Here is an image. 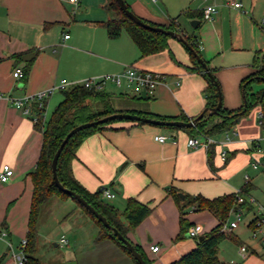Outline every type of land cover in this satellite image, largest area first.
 I'll use <instances>...</instances> for the list:
<instances>
[{
  "label": "crops",
  "instance_id": "crops-1",
  "mask_svg": "<svg viewBox=\"0 0 264 264\" xmlns=\"http://www.w3.org/2000/svg\"><path fill=\"white\" fill-rule=\"evenodd\" d=\"M107 1L0 0V92L34 94L59 85L63 79L82 81L137 65L163 72L167 78L152 97L108 83L100 92L110 95L116 109L129 113L146 110L150 118L164 120L198 117L208 106V80L191 69L193 61L182 43L171 38L169 49L142 56L126 31L118 38L109 37L105 27L111 18ZM125 1L136 15L151 23L170 25L176 21L185 35L196 34L220 83L222 107L229 111L242 107L241 83L255 72L257 61L264 56V0ZM228 1H241L243 6L234 8ZM210 5L217 6L218 13L206 20L203 11ZM187 10L195 16H187ZM193 19L201 20L196 28L191 25ZM17 68L23 70V77L13 75ZM56 92L46 102L43 126L64 99ZM91 102L95 108L103 106L100 100ZM260 117L257 106L229 130L200 134L215 141L209 149L189 146L188 139L195 133L185 128L115 121L84 139L72 161V171L91 193L103 189L101 198L117 209L126 226L128 221L122 214L130 199L151 207L150 213L127 231V238L141 249L148 264H172L197 247L199 237L188 235L190 225L201 224L204 235L218 224L207 209L190 212V206H185L188 201L199 195L215 198L231 194L248 185V195L256 203L249 204L250 216L231 232L232 237L220 243L219 256L230 264H264V222L256 227L257 236H252L258 210L264 208V165L257 169L251 166L256 152L260 161L264 158ZM220 120L213 116L208 125ZM159 134L173 135L174 139L160 142L156 140ZM43 142V130L31 117L0 100V171L4 164L14 169L8 182L0 180V264L26 255L24 241L34 192L32 172ZM222 151L228 153L226 160ZM107 191L115 196L107 197ZM60 202L63 200L51 206L57 212L51 223L43 220V215L39 221L35 256L43 264H135L115 242L96 243L99 225L73 206L58 205ZM74 212L81 217H74ZM63 236L68 239L67 254L61 259L50 253L43 261V240L55 241L59 247ZM153 245L159 246L157 252L152 251ZM242 245L247 246L246 253L241 252Z\"/></svg>",
  "mask_w": 264,
  "mask_h": 264
},
{
  "label": "trees",
  "instance_id": "trees-1",
  "mask_svg": "<svg viewBox=\"0 0 264 264\" xmlns=\"http://www.w3.org/2000/svg\"><path fill=\"white\" fill-rule=\"evenodd\" d=\"M128 7L130 8L129 5ZM106 9L111 14V18L105 23L109 37L118 38L121 36L123 31H126L139 48L142 56L157 54L169 49V40L173 37L162 32L152 31L140 26L124 13L117 0H108ZM185 14L189 17L195 16V12L190 10L185 11ZM143 20L154 26H162L165 29L178 31L184 36L185 40L189 45L192 46L193 50H191L183 41L179 40L178 38L174 39L180 41L191 56L193 61V67H191V69L201 72L208 80V87L206 89L207 108L216 107L219 103V94L216 84L210 80V77L205 72L203 65L198 61L196 55L194 54V52L199 54V56L203 58L211 71L214 73L213 69L209 65V61L203 56L197 35H185L179 30L176 21H172L170 25H158L145 19ZM33 59L34 56L31 58L29 64L33 61ZM255 68V72L243 79L241 83V89L244 93V104L242 107L231 111L222 107L220 114L213 113L211 115L204 116L203 119L197 122L196 126L185 129L191 132L193 131L195 133L194 136L200 134L211 135L219 131L229 130L243 117L248 115L252 109L260 106V124L262 130L264 131V88L254 91L252 87V85L256 82H264V56L257 61ZM62 93L64 99L57 105L48 122L45 123L44 126L42 125V122L37 123V126L43 130L44 142L36 169L32 172L34 192L31 202L28 232L26 236V264H43L41 260L35 256V246L38 237L39 221L46 203L55 197H58L61 200L73 198L70 194L64 192L58 187L53 176L52 160L61 142L70 130L82 123L95 121L114 113L125 112L116 109L113 106L109 94L95 91L84 86L71 87L62 90ZM94 100L102 101L103 106L99 108L93 107L91 101ZM130 112L145 117H152L151 113L146 110H131ZM213 116H219L221 117V120L208 125ZM119 120L122 119L111 120L103 124L83 129L74 134L65 145L59 157L57 171L59 180L65 186V188L73 190L84 197L91 205H93L107 218L112 226L116 227L122 235L127 237V231L129 228L139 224L150 213L151 207L141 203L137 199H130L128 201L127 208L122 214L128 221V226H126L122 222L121 214L117 211V209L104 202L101 198L103 189L96 193H91L78 182L72 171V161L76 156L77 149L84 139L93 132ZM190 120L191 119H186L184 121ZM167 128L179 129L177 127ZM250 190V186L247 185L241 190V193L246 195ZM238 195V192L221 195L215 198H207L199 195L187 202L185 206H190V208L194 206L195 211L204 209L211 211L218 219V224L211 231L204 234V239L198 242L197 247L183 255L179 260L172 264H230L220 258L219 245L223 240L232 237L231 232L224 230V225L228 221L233 209L237 207ZM75 201L99 225L100 230L95 238L96 243L111 240L121 247V249L131 257L135 264H140L127 250L124 242L112 230L108 229L77 200ZM242 205L243 207L250 210L248 203H244ZM136 248L142 253L139 247L136 246ZM146 262L148 264V261Z\"/></svg>",
  "mask_w": 264,
  "mask_h": 264
},
{
  "label": "built area",
  "instance_id": "built-area-1",
  "mask_svg": "<svg viewBox=\"0 0 264 264\" xmlns=\"http://www.w3.org/2000/svg\"><path fill=\"white\" fill-rule=\"evenodd\" d=\"M76 2L77 0H71ZM154 2L158 0H152ZM227 4L234 8H242L243 4L241 1H228ZM218 13V7L215 5H210L206 7L203 11V18L206 20H211ZM70 35H65L68 38ZM13 75L15 77H23L24 72L21 68H17ZM167 75L163 72L147 70L141 68L137 65H127L122 72L114 73V74H105L96 77L86 78L82 81L70 82L67 79H63L59 85H55L48 89L39 91L34 94H25L23 96H13L4 92H0V100H7L13 107L22 111L23 114L32 118L35 124L40 122H45L46 117V102L50 98V96L56 91H62L75 86H84L89 89H93L95 91H102L108 83H113L117 87H127L133 88L137 94H145L148 97L154 96L159 85L165 82ZM179 85L180 82L178 81ZM173 140V135L168 134H159L156 136V140L160 142H166L167 140ZM214 140L209 136L203 137L202 135L192 136L188 139V145L191 147H205L209 149L213 144ZM260 151V150H258ZM222 158L224 160L227 159L228 153L226 151H222ZM260 165H264L263 161H260L259 157H257V152L254 154V160L251 163V166L254 169L259 168ZM14 175V169L10 164H4L2 170L0 171V180L2 182H8L12 176ZM246 180H249V176L246 175ZM238 201L237 207L233 209L231 212L234 215V219L231 221H227L224 225V230L228 232H232L235 230L239 224L242 222L243 218V207L242 204H254L256 200L250 195H243L241 190L238 191ZM106 196L109 198H113L115 195L109 191L106 192ZM195 211V207L192 206L190 208V212ZM264 222V208L260 207L258 210V214L254 220L253 225L255 226L252 230V236L256 237V227L261 226ZM203 233V226L201 224L195 223L189 226L188 235L193 238L199 237ZM60 243L62 245L68 244V239L66 237H62L60 239ZM261 244L263 247V256H264V239L261 240ZM24 245H26V241H24ZM153 252H157L159 250L158 245H153L151 247ZM241 252L246 253L248 251L247 246L242 245L240 247ZM26 257L19 256L14 259L10 264H26Z\"/></svg>",
  "mask_w": 264,
  "mask_h": 264
},
{
  "label": "water",
  "instance_id": "water-1",
  "mask_svg": "<svg viewBox=\"0 0 264 264\" xmlns=\"http://www.w3.org/2000/svg\"><path fill=\"white\" fill-rule=\"evenodd\" d=\"M120 7L124 11V13L133 21H135L137 24L140 26L152 30V31H157V32H162L166 35H169L173 38H178L179 40L183 41L191 50H193L192 46L188 44V42L185 40L184 36L179 33L178 31L174 30H169L165 29L162 26H154L151 25L150 23H147L144 21L141 17L136 15L129 7L128 4L125 0H117ZM201 24L200 19H193L191 20V25L196 28L198 25ZM196 55L198 61L203 65L205 72L209 75L210 80L216 84L218 94H219V103L216 107L212 108H206L198 117L195 119H192L190 121H184V120H164V119H157V118H150V117H145L141 116L139 114H134V113H129V112H119V113H114L105 117H102L100 119H97L95 121L91 122H86L82 123L76 127H74L72 130L69 131V133L65 136L63 141L61 142L58 150L54 154L53 160H52V171H53V176L55 179L56 184L58 187L63 190L64 192H67L70 194L73 199L77 200L82 206H84L92 215H94L99 221H101L108 229L112 230L125 244L127 250L133 255V257L140 263V264H147L145 258L143 257L142 253L138 251L136 246L124 235L121 234V232L114 226H112L107 218L99 212L93 205H91L84 197H82L80 194L77 192L70 190L68 188H65V186L60 182L59 177H58V160L59 157L67 144V142L70 140V138L78 133L79 131L83 129H87L99 124H103L106 122H109L111 120H116V119H122V120H128V121H134V122H144V123H149V124H154L158 126H167V127H177V128H192L197 125V122H199L201 119L204 118L206 112H209V115L211 114H220V110L223 106V95H222V90L219 82L216 79L215 74L211 71L209 68L208 64L197 54L194 52ZM204 239V235L199 236V241Z\"/></svg>",
  "mask_w": 264,
  "mask_h": 264
},
{
  "label": "rangeland",
  "instance_id": "rangeland-1",
  "mask_svg": "<svg viewBox=\"0 0 264 264\" xmlns=\"http://www.w3.org/2000/svg\"><path fill=\"white\" fill-rule=\"evenodd\" d=\"M252 87H253L254 91H257V90H260V89L264 88V83L256 82V83H254L252 85ZM56 95H60V96L63 97V93L61 91H57ZM58 201H62V200L59 199L58 197H55V198L51 199L48 203H46V205L43 208V212H42L43 213L42 215H43V218H44L43 220L48 221L49 223H51V221L54 219V216L57 214L56 208L53 211L51 206H53L55 204V202H58ZM58 205H61V206L65 207V208L68 207V206H73V207L78 209V213H81V214L83 213L82 215L85 214L84 215L85 217L91 218L94 221V219L80 205H78V203L73 198L65 199V200H63V202H60V204H58ZM74 214H75L74 217H78V218L81 217L79 214H77L75 212H74ZM250 214H251V212L247 208H245L243 210V216H242L243 221H245V219L248 218L250 216ZM233 219H234V215H232V218H230L229 220H233ZM54 243H55V241H45V240H43V244H42L43 245L42 246L43 253L41 255V259L43 261L47 260V257H49L48 255L50 253H56V255H58L57 257L61 258V259L63 258L65 253L67 254L66 249H65L66 248L65 245H62V246L60 245L59 247H55ZM120 249H121V247H120ZM123 252L126 253L125 251H123ZM65 260H67V259H65ZM63 264H69V262L65 261V262H63ZM74 264H76V262Z\"/></svg>",
  "mask_w": 264,
  "mask_h": 264
}]
</instances>
